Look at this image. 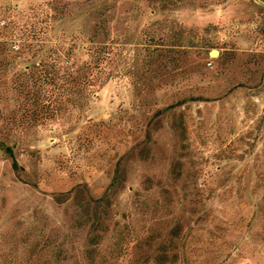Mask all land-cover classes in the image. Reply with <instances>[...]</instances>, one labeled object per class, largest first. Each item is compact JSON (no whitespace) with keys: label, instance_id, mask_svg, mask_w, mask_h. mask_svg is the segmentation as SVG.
<instances>
[{"label":"rangeland","instance_id":"1","mask_svg":"<svg viewBox=\"0 0 264 264\" xmlns=\"http://www.w3.org/2000/svg\"><path fill=\"white\" fill-rule=\"evenodd\" d=\"M101 43L94 95L18 121L27 65ZM0 140V264H264V3L0 0ZM115 177L87 259L74 192L95 205Z\"/></svg>","mask_w":264,"mask_h":264},{"label":"trees","instance_id":"2","mask_svg":"<svg viewBox=\"0 0 264 264\" xmlns=\"http://www.w3.org/2000/svg\"><path fill=\"white\" fill-rule=\"evenodd\" d=\"M111 48H113L112 44L101 43L95 47L92 59L84 61L76 68L69 65L68 58L65 62L60 61L59 54L50 61H40L33 66L27 65L26 71L17 75L13 81L14 116L22 125L43 122L55 117L62 109L63 94H66L67 102L73 106L87 101L96 93L94 89L96 81L103 82L100 79L103 74L105 78L113 74L110 69L113 58L107 55L111 54ZM0 147L14 157L12 145L0 140ZM14 165L16 166V162ZM118 187L117 177H115L106 192L93 199L96 204L92 206L90 201L86 203L79 201L77 190L74 192L73 199L79 208V215L84 222H88L89 227L83 250L87 259H93L97 253V246L101 239L99 230L107 229L106 221L97 210L98 205L101 203L110 205L111 196L116 193ZM56 202H62L61 197H57Z\"/></svg>","mask_w":264,"mask_h":264},{"label":"water","instance_id":"3","mask_svg":"<svg viewBox=\"0 0 264 264\" xmlns=\"http://www.w3.org/2000/svg\"><path fill=\"white\" fill-rule=\"evenodd\" d=\"M219 53H220V51L218 49H212L210 51V55H212V56H218Z\"/></svg>","mask_w":264,"mask_h":264},{"label":"crops","instance_id":"4","mask_svg":"<svg viewBox=\"0 0 264 264\" xmlns=\"http://www.w3.org/2000/svg\"><path fill=\"white\" fill-rule=\"evenodd\" d=\"M258 1H260V2H263V3H264V0H258Z\"/></svg>","mask_w":264,"mask_h":264},{"label":"built area","instance_id":"5","mask_svg":"<svg viewBox=\"0 0 264 264\" xmlns=\"http://www.w3.org/2000/svg\"><path fill=\"white\" fill-rule=\"evenodd\" d=\"M209 64H212V62H210Z\"/></svg>","mask_w":264,"mask_h":264}]
</instances>
